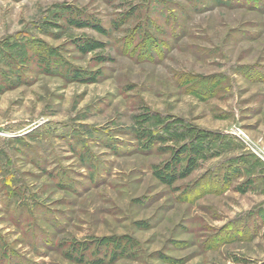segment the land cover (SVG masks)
Returning a JSON list of instances; mask_svg holds the SVG:
<instances>
[{"label":"rangeland","instance_id":"374dc122","mask_svg":"<svg viewBox=\"0 0 264 264\" xmlns=\"http://www.w3.org/2000/svg\"><path fill=\"white\" fill-rule=\"evenodd\" d=\"M0 264H264V0H0Z\"/></svg>","mask_w":264,"mask_h":264}]
</instances>
